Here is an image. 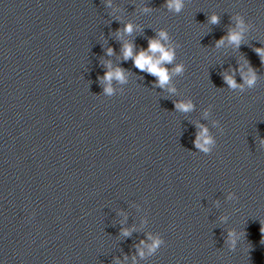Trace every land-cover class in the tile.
Segmentation results:
<instances>
[{
    "label": "clouds",
    "instance_id": "9594fccd",
    "mask_svg": "<svg viewBox=\"0 0 264 264\" xmlns=\"http://www.w3.org/2000/svg\"><path fill=\"white\" fill-rule=\"evenodd\" d=\"M165 7L170 11L180 13L184 7V0H166ZM144 11L147 12L150 11V9L145 8ZM235 19L237 21V28L239 30H230L226 38L230 43L239 47L242 40V33L245 30V26L242 19H240L239 17H236ZM209 23L218 24L219 17L217 15H211L209 17ZM133 30V25L130 23L125 25L123 29L124 32L129 34H131ZM224 39L225 38L222 37L219 41H217L216 46L219 47L221 44H223ZM168 40V33L165 30H160L156 38L149 39L147 49H141L138 53L134 54L133 49L135 46L133 44H124L122 48L124 59L132 58L137 69L143 72H147L149 75L157 77L158 86L161 88L169 84L171 75L181 74L184 71V66L182 64L176 65V67L172 69L171 72L166 68V65L172 64L175 60V49L171 46L166 47L163 43ZM113 51L114 50L112 48H109L107 50V54L112 55ZM255 51L261 57V62L264 63V48H257L255 49ZM113 78L117 79L121 83L125 82V70L118 67L115 71L106 72L105 76L103 77V79L109 81ZM224 79L230 87H237L235 80L231 76L225 75ZM245 79L249 87L253 86L255 84V73L253 72L250 78L246 77ZM105 91L110 94L112 92V89L109 87L106 88ZM169 91L175 92V88H169ZM176 109L178 111L189 112L193 109V104L191 103V101L186 103L176 102ZM206 132L207 130L205 129L204 132L200 133L197 141V147H204L203 144L199 143L200 138L204 140V144L212 143L211 139L206 135ZM261 232L264 233V225H262L261 227ZM124 234L128 235L129 233L125 230ZM229 236L232 237V244L234 246L236 234L229 233ZM160 243L161 241L159 239L155 240L151 246V250H154ZM140 255L143 256V252H140Z\"/></svg>",
    "mask_w": 264,
    "mask_h": 264
}]
</instances>
